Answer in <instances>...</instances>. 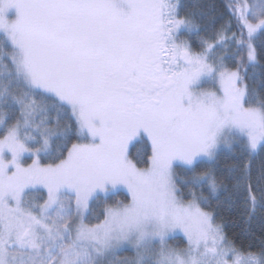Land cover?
I'll return each mask as SVG.
<instances>
[{
  "label": "snow or ice",
  "instance_id": "obj_1",
  "mask_svg": "<svg viewBox=\"0 0 264 264\" xmlns=\"http://www.w3.org/2000/svg\"><path fill=\"white\" fill-rule=\"evenodd\" d=\"M181 7L0 0V264H264V242L238 250L202 207L231 181L251 212L264 208V164L255 177L251 167L264 152V92L246 82L254 41L264 48V0H229L200 51L180 37L198 34L205 14L180 17ZM230 44L234 68L217 56ZM138 144L150 147L146 167L140 150L131 158ZM222 149L249 160L220 177ZM25 154L35 157L27 167ZM204 187L207 197L193 190ZM120 188L129 201L87 222L90 205ZM41 189L42 204L27 199ZM178 232L184 248L168 243ZM127 248L134 255L120 258Z\"/></svg>",
  "mask_w": 264,
  "mask_h": 264
},
{
  "label": "trees",
  "instance_id": "obj_2",
  "mask_svg": "<svg viewBox=\"0 0 264 264\" xmlns=\"http://www.w3.org/2000/svg\"><path fill=\"white\" fill-rule=\"evenodd\" d=\"M181 8L179 9L180 17H184L191 11L195 10L197 13L203 12L205 15L201 19L197 17V23L200 25L201 30L198 34L182 33V37L187 40L194 51L201 50V40H207L212 43V37L214 33L220 29V26L229 19V9L227 7L229 0H179ZM196 7L193 9L192 5ZM236 29L233 28L232 32ZM231 32L228 33L231 36ZM238 36V34H237ZM254 45L257 48V66L255 68H249L247 84L250 88L255 87L259 92H264L260 89L261 72L264 71V48L261 47L260 41H254ZM227 56L231 57L226 59L225 63L228 67L234 68L236 62L239 60L238 56H234L236 52V46L230 44L227 50ZM245 55V53H242ZM243 74V73H242ZM255 75L256 80L253 81L252 77ZM138 150L142 153L140 156L141 162L138 163L139 167H144L147 164L148 155H150V148L144 153V147L142 145H136L130 147L131 158L137 160ZM29 160L26 159V162ZM249 157L241 155L238 150L228 151L223 149L220 151L218 160L215 164L216 173L220 177L227 176V166L234 163H247ZM41 162L44 164L51 163L50 159L41 157ZM261 164H264V152H258L254 155L251 161L252 175L255 177L259 173ZM209 163H201L197 171H203L205 168L210 167ZM178 175H184V169H176ZM228 191H221L217 197H210L209 203L202 205L204 210L210 211L214 217V222L221 225L225 236L238 248L243 250H259L260 245L264 242V208L259 206L255 212L250 211V204H246V193L243 188L240 190H234L231 181H226ZM189 187H183L185 198L188 197ZM197 195L203 193L207 197V188H195ZM117 202H128V196L124 192H117L108 199H100L90 205L87 222L95 224L101 222L104 218V211L107 207L115 205Z\"/></svg>",
  "mask_w": 264,
  "mask_h": 264
},
{
  "label": "rangeland",
  "instance_id": "obj_3",
  "mask_svg": "<svg viewBox=\"0 0 264 264\" xmlns=\"http://www.w3.org/2000/svg\"><path fill=\"white\" fill-rule=\"evenodd\" d=\"M180 39L181 40H185L183 37H182V34H181V37H180ZM210 43V42H209ZM227 52L228 51H222V50H220V49H217V56H221V55H227ZM205 87H209V85H205ZM217 87H218V85H217ZM150 148V147H149ZM223 150V149H222ZM43 156V154L41 155V157ZM29 158V160L26 162V159H28ZM33 159H35V157L34 156H32V155H30V154H25V156H24V158H23V160H22V164H23V166L24 167H27L28 165H30L32 162H33ZM40 163L42 164V165H46V164H44V163H42L41 162V158H40ZM147 166V165H146ZM146 166H144V167H146ZM181 169H183V168H181ZM124 192L127 196H128V193H127V191H126V189H124V188H120V189H118V190H116L114 193H112V194H110L109 195V197L110 196H112L113 194H116L117 192ZM27 199H29V200H32V201H34V202H36V203H43V201H44V199H46V190H44V189H41V190H39V191H36V190H33V191H31L30 193H29V196L27 197ZM129 199H130V197L128 196V201H129ZM104 200V199H103ZM127 203V202H126ZM89 211V210H88ZM205 211H207V210H205ZM207 212H209V213H211L210 211H207ZM88 214V213H87ZM212 214V213H211ZM104 219V218H103ZM216 224V223H215ZM218 225V224H217ZM219 226H221V225H219ZM181 242H183L184 244L181 246V245H179ZM168 243L171 245V246H173V247H180V248H184V247H186V238L183 236V233H181V232H178V233H176L175 234V236H174V238H172V239H170L169 241H168ZM134 255V253H133V251L131 250V248H127V249H125V250H122V251H120L119 253H118V256L120 257V258H124V257H131V256H133Z\"/></svg>",
  "mask_w": 264,
  "mask_h": 264
},
{
  "label": "flooded vegetation",
  "instance_id": "obj_4",
  "mask_svg": "<svg viewBox=\"0 0 264 264\" xmlns=\"http://www.w3.org/2000/svg\"><path fill=\"white\" fill-rule=\"evenodd\" d=\"M222 227V226H221ZM222 230H223V228H222ZM223 234L225 235V233H224V231H223ZM228 239V238H227ZM229 240V239H228ZM230 241V240H229ZM231 242V241H230ZM232 243V242H231ZM184 243L183 242H181L179 245H183ZM233 244V243H232ZM238 250H241V251H248V250H243V249H240V248H238L237 246H235ZM252 251H258V250H252Z\"/></svg>",
  "mask_w": 264,
  "mask_h": 264
}]
</instances>
